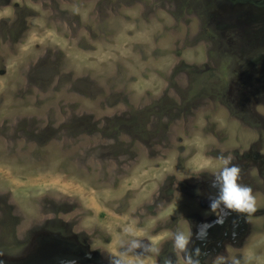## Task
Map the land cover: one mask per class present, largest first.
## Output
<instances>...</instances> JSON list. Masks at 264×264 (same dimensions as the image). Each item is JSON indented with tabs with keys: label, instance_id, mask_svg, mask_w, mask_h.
I'll list each match as a JSON object with an SVG mask.
<instances>
[{
	"label": "rangeland",
	"instance_id": "1",
	"mask_svg": "<svg viewBox=\"0 0 264 264\" xmlns=\"http://www.w3.org/2000/svg\"><path fill=\"white\" fill-rule=\"evenodd\" d=\"M229 154L249 216L210 207ZM128 227L264 264V0H0V264H111Z\"/></svg>",
	"mask_w": 264,
	"mask_h": 264
},
{
	"label": "clouds",
	"instance_id": "2",
	"mask_svg": "<svg viewBox=\"0 0 264 264\" xmlns=\"http://www.w3.org/2000/svg\"><path fill=\"white\" fill-rule=\"evenodd\" d=\"M233 159L234 157L231 154L221 155L218 158V170L213 172L215 174L213 187H218V195L210 207L213 212H217V209L223 205L228 210L249 216L257 211L256 198L252 194V188L240 182L242 170L238 165L232 163ZM205 167H208V165L200 166L201 169ZM216 223L223 224L224 219L219 218ZM124 233L127 238L118 237L116 247L126 246V251L112 255L111 264H153L151 259L148 261L141 259L140 254L135 257L128 255V253L136 249H143L144 252L152 254L156 264V257L161 254V247L157 240L150 239V243H142V240L136 238L140 234L131 227L125 228ZM191 235L190 228H188L187 231L178 229L170 237L172 249L180 260V264H199L197 260H194L192 256L186 253ZM181 254H184V256L181 257ZM197 254H199V250H197ZM163 264H172V261L166 258Z\"/></svg>",
	"mask_w": 264,
	"mask_h": 264
},
{
	"label": "flooded vegetation",
	"instance_id": "3",
	"mask_svg": "<svg viewBox=\"0 0 264 264\" xmlns=\"http://www.w3.org/2000/svg\"><path fill=\"white\" fill-rule=\"evenodd\" d=\"M228 227H230V225H228ZM237 226H234V228H236ZM229 229V228H228ZM231 229V228H230ZM220 233H223V232H220ZM220 233H218V234H220ZM221 237H223V235L221 236Z\"/></svg>",
	"mask_w": 264,
	"mask_h": 264
}]
</instances>
